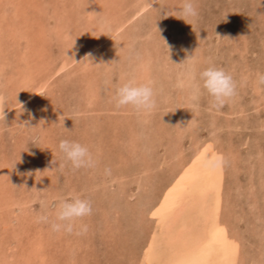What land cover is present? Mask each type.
Instances as JSON below:
<instances>
[{"label":"rangeland","instance_id":"rangeland-1","mask_svg":"<svg viewBox=\"0 0 264 264\" xmlns=\"http://www.w3.org/2000/svg\"><path fill=\"white\" fill-rule=\"evenodd\" d=\"M182 3L0 0V264H264V0ZM209 64L237 82L220 109L177 87ZM129 79L151 114L114 107ZM62 139L97 166L62 168ZM74 195L85 234L35 222Z\"/></svg>","mask_w":264,"mask_h":264},{"label":"clouds","instance_id":"clouds-1","mask_svg":"<svg viewBox=\"0 0 264 264\" xmlns=\"http://www.w3.org/2000/svg\"><path fill=\"white\" fill-rule=\"evenodd\" d=\"M198 15L196 0H183L177 19L186 22L189 18H197ZM187 24L191 25V23ZM103 26L110 27L107 21L103 22ZM182 76L183 78L178 80L177 87L187 90L192 102L199 101L201 95L206 94L210 98V106L220 109L237 95V82L229 72L221 67L209 64L198 71L195 65H191L185 69ZM256 84L264 86V72L256 73ZM111 99L116 109L131 108L137 114L145 116L151 114L157 106L151 81L142 83L129 79L115 88ZM2 103L3 98L0 97V104ZM0 119L5 121L4 111L0 112ZM58 149L64 158L62 168L67 166L72 171H76L93 169L97 166V161L89 147L78 141L62 139L59 141ZM221 163H223L222 158L216 161L217 165ZM105 171L110 170L105 169ZM41 207L43 211L35 217V222L49 224L52 232L73 233L76 231L77 235H82L88 231L86 224L79 223L92 214V205L88 199L81 198L79 195L60 199L51 213L47 211V206L43 201H41Z\"/></svg>","mask_w":264,"mask_h":264},{"label":"bare ground","instance_id":"bare-ground-1","mask_svg":"<svg viewBox=\"0 0 264 264\" xmlns=\"http://www.w3.org/2000/svg\"><path fill=\"white\" fill-rule=\"evenodd\" d=\"M39 92V91H38Z\"/></svg>","mask_w":264,"mask_h":264}]
</instances>
